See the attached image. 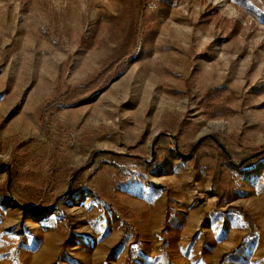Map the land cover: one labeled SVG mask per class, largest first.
<instances>
[{
	"label": "rangeland",
	"instance_id": "obj_1",
	"mask_svg": "<svg viewBox=\"0 0 264 264\" xmlns=\"http://www.w3.org/2000/svg\"><path fill=\"white\" fill-rule=\"evenodd\" d=\"M262 149L264 0H0V264H264Z\"/></svg>",
	"mask_w": 264,
	"mask_h": 264
},
{
	"label": "water",
	"instance_id": "obj_2",
	"mask_svg": "<svg viewBox=\"0 0 264 264\" xmlns=\"http://www.w3.org/2000/svg\"><path fill=\"white\" fill-rule=\"evenodd\" d=\"M165 134H169V133H165ZM157 137H159V136H157ZM206 138H213V139H214L215 141H217L218 144H220V146L225 150L224 145H222V143L219 141V139L216 137V135L210 133V134H205V135L201 136V137L196 141V144L194 145L192 151L195 150V148H196V147H197L202 141H204ZM154 146H155V142H153V146H152V155L154 154ZM103 151H104V150H99L98 152H103ZM96 153H97V152H95V154H96ZM262 153H264V149L258 151L256 154H252V155H250V156H248V157L242 159V160L240 161V164H242V163H244V162H246V161H248V160L254 158L255 155H259V154H262ZM3 165H5V166L7 167L8 172H9V175H10V173H11V164L5 162V163H3ZM19 205L22 206V207H24V208L27 209V210H41V209H46V208H47V207H46V208H33V207H30V206H27V205H23V204H21V203H19Z\"/></svg>",
	"mask_w": 264,
	"mask_h": 264
},
{
	"label": "trees",
	"instance_id": "obj_3",
	"mask_svg": "<svg viewBox=\"0 0 264 264\" xmlns=\"http://www.w3.org/2000/svg\"><path fill=\"white\" fill-rule=\"evenodd\" d=\"M129 262V261H128ZM164 264H176L175 262H173L168 255L165 253L164 254Z\"/></svg>",
	"mask_w": 264,
	"mask_h": 264
}]
</instances>
